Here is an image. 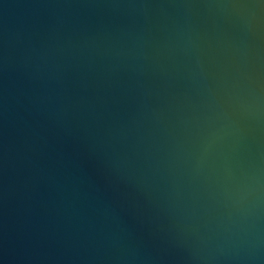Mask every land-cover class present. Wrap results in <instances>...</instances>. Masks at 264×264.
Masks as SVG:
<instances>
[{
  "label": "water",
  "instance_id": "obj_1",
  "mask_svg": "<svg viewBox=\"0 0 264 264\" xmlns=\"http://www.w3.org/2000/svg\"><path fill=\"white\" fill-rule=\"evenodd\" d=\"M0 264H264V0H0Z\"/></svg>",
  "mask_w": 264,
  "mask_h": 264
}]
</instances>
